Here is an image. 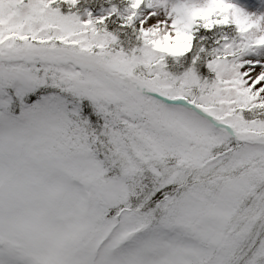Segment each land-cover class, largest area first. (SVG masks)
I'll use <instances>...</instances> for the list:
<instances>
[{"label": "snow or ice", "instance_id": "1", "mask_svg": "<svg viewBox=\"0 0 264 264\" xmlns=\"http://www.w3.org/2000/svg\"><path fill=\"white\" fill-rule=\"evenodd\" d=\"M0 264H264V0H0Z\"/></svg>", "mask_w": 264, "mask_h": 264}]
</instances>
